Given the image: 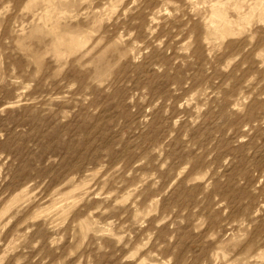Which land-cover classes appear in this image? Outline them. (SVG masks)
I'll return each instance as SVG.
<instances>
[{"label":"rangeland","instance_id":"obj_1","mask_svg":"<svg viewBox=\"0 0 264 264\" xmlns=\"http://www.w3.org/2000/svg\"><path fill=\"white\" fill-rule=\"evenodd\" d=\"M0 264H264V0H0Z\"/></svg>","mask_w":264,"mask_h":264}]
</instances>
